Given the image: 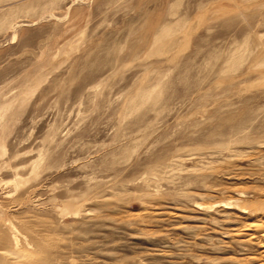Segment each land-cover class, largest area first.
<instances>
[{
  "label": "rangeland",
  "instance_id": "1",
  "mask_svg": "<svg viewBox=\"0 0 264 264\" xmlns=\"http://www.w3.org/2000/svg\"><path fill=\"white\" fill-rule=\"evenodd\" d=\"M258 223L264 0H0V264H264Z\"/></svg>",
  "mask_w": 264,
  "mask_h": 264
},
{
  "label": "bare ground",
  "instance_id": "2",
  "mask_svg": "<svg viewBox=\"0 0 264 264\" xmlns=\"http://www.w3.org/2000/svg\"><path fill=\"white\" fill-rule=\"evenodd\" d=\"M167 29V28H166ZM167 32H169V31H167L166 30V33ZM155 36V35H154ZM157 39V38H156ZM163 40V39H162ZM210 208V207H209ZM257 223V222H256ZM255 223V224H256ZM259 224V223H258ZM261 224H263V223H261ZM252 225V224H251ZM254 227H257L259 230H261V229H263L264 228V224H263V226L262 225H254ZM17 229V228H16ZM15 228H14V226H9V230L12 232V238H13V241H14V245H15V247H17L18 248V246H21V244L20 243H22L21 242V239H20V237H19V235L21 234V233H18V231L16 230ZM258 230V231H259ZM262 233V232H261ZM264 234V233H263ZM20 236H22V235H20ZM24 237V236H23ZM17 250V249H16ZM21 250V249H20ZM18 251V250H17ZM16 251V252H17ZM15 251H13V252H10L9 254L12 256L11 258H14L16 261H18L19 262V260H21V259H23V258H21V256H20V254H18V253H16ZM9 259V258H8ZM24 260V259H23ZM12 261V260H11ZM31 263V262H30ZM5 264V263H4Z\"/></svg>",
  "mask_w": 264,
  "mask_h": 264
}]
</instances>
